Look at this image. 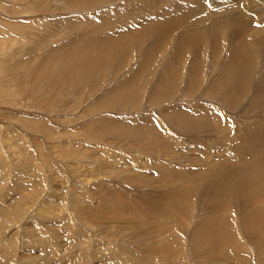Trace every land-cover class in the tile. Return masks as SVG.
I'll return each mask as SVG.
<instances>
[{
	"label": "rangeland",
	"instance_id": "rangeland-1",
	"mask_svg": "<svg viewBox=\"0 0 264 264\" xmlns=\"http://www.w3.org/2000/svg\"><path fill=\"white\" fill-rule=\"evenodd\" d=\"M165 1L0 0V264H264V4Z\"/></svg>",
	"mask_w": 264,
	"mask_h": 264
},
{
	"label": "bare ground",
	"instance_id": "bare-ground-1",
	"mask_svg": "<svg viewBox=\"0 0 264 264\" xmlns=\"http://www.w3.org/2000/svg\"><path fill=\"white\" fill-rule=\"evenodd\" d=\"M76 1V0H75ZM165 1V0H164ZM178 1H180V0H178ZM192 2H193V0H191ZM216 1V0H215ZM219 1H221V3H224V5H225V2H229V1H231V0H219ZM243 1V0H242ZM249 1V2H248ZM247 2H246V4L249 6V7H251V6H253V8H255V7H258L257 6V4H256V1L255 0H248ZM166 2V1H165ZM167 3H169V2H167ZM175 2H173L172 4H174ZM202 3V2H201ZM217 3H220V2H217ZM233 3V2H232ZM231 3V4H232ZM180 4H186V2H183V3H180ZM194 4H195V2H194ZM227 4V3H226ZM230 3H228L227 5H229ZM262 4H264V3H262ZM165 5V3H163V6ZM175 5H177V3L175 4ZM198 5V4H197ZM216 6V4H213V6ZM227 5H225V7L227 6ZM232 5H234V4H232ZM231 5V6H232ZM140 6V5H139ZM142 6V5H141ZM167 6V5H166ZM166 6H165V8H166ZM230 6V5H229ZM131 7V6H130ZM185 7V6H184ZM196 7V6H195ZM202 7V6H201ZM218 7V6H217ZM237 7V6H236ZM135 8V7H134ZM134 8H133V10H134ZM141 8V7H140ZM178 8H180V6H178ZM227 8H228V6H227ZM231 8V7H230ZM238 8V7H237ZM136 9V8H135ZM163 9H164V7L160 10V8L158 9V11L159 12H164V13H167L168 12V10H164L163 11ZM183 9L184 8H182L181 9V11H183ZM187 9V8H186ZM215 9V8H214ZM224 9V8H223ZM232 9L234 10V7L233 8H231V11H232ZM239 9V8H238ZM116 10V9H115ZM128 10V9H127ZM196 10V9H195ZM207 10V9H206ZM124 11V10H123ZM136 11V10H135ZM175 11V10H174ZM187 11V10H186ZM208 11V10H207ZM239 11V10H238ZM242 11V10H241ZM132 12V11H131ZM134 12V11H133ZM184 12V11H183ZM190 12V11H189ZM202 12V11H201ZM191 13V12H190ZM193 13V12H192ZM229 13V14H228ZM240 13L242 14H244V15H242V17H241V15H240ZM109 14V13H108ZM123 14H124V12H123ZM135 14V13H134ZM227 17H225L224 19H223V23L226 25V27H227V25H229L228 27H231L232 26V28H234V27H236L235 26V23H238V21H240V20H244V18L243 17H246L247 16V14L246 13H244V12H236V14H235V12L233 13V11L230 13V10H228L227 11ZM110 15V14H109ZM185 15H187V14H185ZM232 15H234V16H232ZM131 16V15H130ZM135 16V15H134ZM134 16H132V17H134ZM221 16H224L223 14L221 15ZM230 16H232V18L230 17ZM236 16H238V18L236 17ZM105 17V16H104ZM112 17V16H111ZM110 17V18H111ZM188 17V16H187ZM191 17V16H190ZM192 17H193V15H192ZM136 18V17H135ZM231 18V19H230ZM108 19V18H107ZM107 19H105V20H107ZM120 19V18H119ZM200 18H197V17H195L194 18V24H197L196 22H198V23H201L200 22V20H199ZM101 20H103V19H101ZM167 20V19H166ZM171 20V19H170ZM173 20V19H172ZM172 20H171V22H172ZM205 20V19H204ZM246 21H248L247 19H246ZM114 22V21H113ZM243 22H245V21H243ZM243 22H241V23H243ZM169 23V24H168ZM167 23V25L166 26H164L163 24H162V26L163 27H161L160 26V24H159V26H160V28H162V30L164 29V28H167V27H171V28H173V29H175L176 27L173 25H171L170 26V22H168ZM181 23V22H180ZM182 23H184V22H182ZM192 24H193V22H191ZM229 23H231L232 25H230ZM240 23V22H239ZM240 23V24H241ZM245 23H247V22H245ZM107 24V23H106ZM113 24V23H112ZM191 24V25H192ZM202 24V23H201ZM204 24V23H203ZM244 24V23H243ZM108 25V24H107ZM145 25V24H144ZM178 25V24H177ZM215 25V24H214ZM214 25H212L211 24V26L213 27ZM247 25V24H246ZM146 26V28H149V27H152L153 25H145ZM159 26H158V24L156 25V26H153V27H155V28H159ZM194 26L195 25H192V27H190V28H192L193 30H187L186 32H182L179 36V40H180V38H181V43L183 42H185V40H187L189 37H190V33L189 32H195V31H200V28L198 29V28H194ZM198 26V25H197ZM240 26V25H239ZM237 26L236 27V29H235V31L231 34V31L230 32H228L229 31V28L227 27V30H226V33H227V38H228V40H229V42L230 43H228V41H227V39L226 40H223L222 42L224 43V45H223V48L226 46V44H229L228 46L230 47V44H231V46H232V56H233V59H231V60H233L234 61V59L236 60V59H238V57H239V53H241V55H244V57H245V52H242L243 51V48L241 47V45H243V43L245 44V45H247V42H248V40L245 38V36H248L249 34H251L250 33V29H248L247 30V28H245L244 26ZM211 27V28H212ZM137 28V27H136ZM159 28V29H160ZM187 28V27H186ZM151 29V28H150ZM188 29V28H187ZM196 29V30H195ZM147 30V29H146ZM156 30V29H155ZM133 31V30H132ZM150 31H152V30H150ZM165 31H166V29H165ZM146 32V31H145ZM170 32V31H169ZM236 32V33H235ZM252 32V31H251ZM159 33V32H158ZM165 34H167L166 32H164ZM147 35H149L148 33H146ZM254 35L253 36H255L256 38H257V36H258V31L255 33H253ZM252 35V34H251ZM253 36H250L249 38H253ZM254 37V38H255ZM237 38V39H236ZM164 39V38H163ZM169 39V38H168ZM225 41V42H224ZM226 41H227V43H226ZM235 41H237V43L238 44H235L236 46H233V43L235 42ZM252 41V40H251ZM178 42V41H177ZM221 42V38H220V41H218L217 43H220ZM254 42V41H253ZM10 43V42H9ZM170 43V42H169ZM180 43V42H179ZM1 44V43H0ZM208 44V43H207ZM222 44V43H221ZM192 46V50L194 49V52H192V54H196V53H198L196 50L198 49L197 48V46H198V43H194V45L193 44H187V46ZM249 45H250V42H249ZM1 46V45H0ZM162 46V45H161ZM11 47V46H10ZM180 47V46H179ZM2 48V47H1ZM8 48V47H7ZM22 49V48H21ZM132 49V48H131ZM196 49V50H195ZM176 50V49H175ZM183 50V49H182ZM186 50V49H185ZM189 50V49H188ZM256 50V49H255ZM1 51H2V49H1ZM184 51V50H183ZM8 52H9V50H8ZM190 52V51H189ZM239 52V53H238ZM7 53V52H6ZM231 53V52H230ZM1 54V53H0ZM252 54V53H251ZM125 55V54H124ZM172 55V54H171ZM250 55V54H249ZM231 56V57H232ZM150 57V56H149ZM171 57V56H170ZM247 57V56H246ZM121 58L122 57H120V60H121ZM172 58V57H171ZM179 58V57H178ZM249 58V57H248ZM183 59V58H182ZM195 59H198V57H193L192 58V60H195ZM119 60V61H120ZM171 60L172 59H169V65H171ZM239 60V59H238ZM173 61V60H172ZM243 61V60H242ZM8 62V61H7ZM12 62V61H11ZM124 62V61H123ZM228 63V62H227ZM123 64V63H122ZM121 64V65H122ZM250 64V63H249ZM203 65V64H202ZM143 66V65H142ZM193 66H196V64L194 63L193 64ZM232 67V66H231ZM230 67V68H231ZM193 69V68H192ZM191 69V70H192ZM202 69V68H201ZM191 73V72H190ZM193 76V75H192ZM4 83V82H3ZM170 86V85H169ZM168 86V87H169ZM186 96V95H185ZM184 97V96H183ZM186 98V97H185ZM183 112V111H182ZM188 122V121H187ZM184 127V126H183ZM181 128V127H180ZM144 133V132H143ZM239 185H240V183H238ZM245 185V184H244ZM157 209V208H156ZM156 214V213H155ZM169 225V224H168ZM167 225V226H168ZM171 225V224H170ZM221 230H222V228H221ZM223 230H225V228L223 229ZM115 231V230H114ZM175 231V230H174ZM218 231V230H217ZM233 231V230H232ZM162 232H163V230H162ZM166 232V231H165ZM223 232V231H222ZM164 233V232H163ZM219 233V232H218ZM157 234V233H156ZM160 234V233H159ZM165 234V233H164ZM235 234V233H234ZM232 235H233V233H232ZM231 235V236H232ZM169 236V235H168ZM166 237V236H165ZM224 237H225V234H224ZM231 238V237H230ZM162 239V238H161ZM168 239H169V237H168ZM17 240V239H16ZM160 240V239H159ZM152 242V241H151ZM170 242V241H169ZM172 243H174V244H176V241H172ZM162 244H164V242L162 241ZM162 244H161V246H162ZM120 246V245H119ZM215 246V245H214ZM81 247V246H80ZM122 247V246H121ZM152 247V246H151ZM216 247V246H215ZM171 247L169 246V248H168V250H166V252H169L171 249H170ZM116 250V249H115ZM123 250H124V248H123ZM157 250V249H156ZM200 251V250H199ZM99 254V253H98ZM104 254V253H103ZM126 254V253H125ZM134 254V253H133ZM119 255V254H118ZM128 255V254H127ZM160 255V254H159ZM169 254H167L166 256H168ZM225 255V254H224ZM171 256V255H170ZM169 256V257H170ZM112 257V256H111ZM120 257H122V256H120ZM137 257V256H136ZM139 257V256H138ZM95 259V258H94ZM135 259V258H134ZM170 259V258H169ZM219 259V258H218ZM46 260V259H45ZM82 260V259H81ZM129 260V259H128ZM171 260V259H170ZM122 262V261H121ZM172 263V262H171ZM170 263V264H171ZM11 264V263H10ZM163 264V263H162Z\"/></svg>",
	"mask_w": 264,
	"mask_h": 264
},
{
	"label": "snow or ice",
	"instance_id": "snow-or-ice-1",
	"mask_svg": "<svg viewBox=\"0 0 264 264\" xmlns=\"http://www.w3.org/2000/svg\"><path fill=\"white\" fill-rule=\"evenodd\" d=\"M195 2V0H194ZM213 2L214 0H202L203 3V7H202V15L207 16L208 12L206 9L208 8H212L213 7ZM257 3H264V0H256ZM235 4L236 6H238V8L240 10H243L245 12H247V8L244 2H242V0H235ZM249 16V23L252 24L255 28H264V24L261 23H254L253 20L251 19V17L253 16V13H248ZM219 120L220 121H227L228 118L225 117L224 113H220L219 114ZM157 127H159V125H157ZM229 127V131L231 132L232 130L235 129V124L231 123L228 125ZM234 134V133H233ZM174 135V133H173ZM201 147H203V145H201ZM233 215H235V213H233ZM40 255H43V253H40Z\"/></svg>",
	"mask_w": 264,
	"mask_h": 264
},
{
	"label": "crops",
	"instance_id": "crops-1",
	"mask_svg": "<svg viewBox=\"0 0 264 264\" xmlns=\"http://www.w3.org/2000/svg\"><path fill=\"white\" fill-rule=\"evenodd\" d=\"M184 45H185V46H184V49H183V50H185V49L187 48V44L184 43ZM175 47H176V46H175ZM155 49H158V47H155ZM171 63H172L173 66H175V61H174V60H173ZM176 63H178L177 60H176Z\"/></svg>",
	"mask_w": 264,
	"mask_h": 264
}]
</instances>
